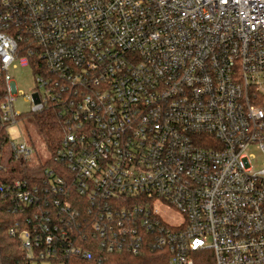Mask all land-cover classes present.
Here are the masks:
<instances>
[{
  "label": "built area",
  "instance_id": "obj_1",
  "mask_svg": "<svg viewBox=\"0 0 264 264\" xmlns=\"http://www.w3.org/2000/svg\"><path fill=\"white\" fill-rule=\"evenodd\" d=\"M19 65L34 71L29 113L55 106L66 122L41 183L2 190L35 216L9 229L26 264L148 242L168 264H264V0H0L1 122L32 162L12 133ZM73 189L88 248L68 235Z\"/></svg>",
  "mask_w": 264,
  "mask_h": 264
},
{
  "label": "trees",
  "instance_id": "obj_2",
  "mask_svg": "<svg viewBox=\"0 0 264 264\" xmlns=\"http://www.w3.org/2000/svg\"><path fill=\"white\" fill-rule=\"evenodd\" d=\"M6 95L5 79L0 74V264H26V256L20 249V242L9 235V229L16 222H20L23 227H29V221H33L35 216L28 210L20 209L12 198L2 194V190L15 181H28L30 185L41 183L42 173L53 164V157L46 164L31 163L15 157L10 147L9 124L1 122L2 104ZM19 121L28 123L36 129L51 156H53L66 134V122L61 116L60 109L52 106L41 113L23 114L19 117ZM46 198V200H51L48 195H46ZM72 198L74 203L80 204L82 214L79 224L67 230L68 235H71L74 231H76L77 236L82 233V237L87 238V241H83L84 248H88L89 243L98 244V242L92 241V235L88 230V224L92 216L87 210L86 198L80 197L74 189L72 190ZM49 208L55 210L53 205ZM46 209L48 210V208ZM56 236L60 239L57 234ZM152 247V244L148 242L140 252L134 254L130 252H108L100 248L99 245L95 248L96 256L92 260L66 257V261L67 264H168L169 252Z\"/></svg>",
  "mask_w": 264,
  "mask_h": 264
},
{
  "label": "rangeland",
  "instance_id": "obj_3",
  "mask_svg": "<svg viewBox=\"0 0 264 264\" xmlns=\"http://www.w3.org/2000/svg\"><path fill=\"white\" fill-rule=\"evenodd\" d=\"M13 77L14 82L18 90V96L16 102L14 103L15 110L22 114H28L33 108V96L37 92V87L35 83V76L32 67H22L18 66L10 72ZM14 135V142L17 144H27L29 147L34 148V156L31 163H44L46 164L50 158L51 154L45 146L43 140L38 135L36 129L28 123L19 121L12 131ZM251 154L255 156L256 168H259L262 162V157L260 152L253 149L250 151ZM160 212L162 215L170 220L177 219V215L174 211L164 209L160 207ZM209 264H215V260L212 259Z\"/></svg>",
  "mask_w": 264,
  "mask_h": 264
}]
</instances>
